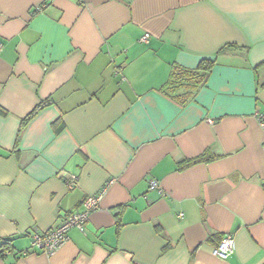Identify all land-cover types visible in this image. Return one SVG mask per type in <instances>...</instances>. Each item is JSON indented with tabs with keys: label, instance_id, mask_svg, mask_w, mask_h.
<instances>
[{
	"label": "crops",
	"instance_id": "crops-1",
	"mask_svg": "<svg viewBox=\"0 0 264 264\" xmlns=\"http://www.w3.org/2000/svg\"><path fill=\"white\" fill-rule=\"evenodd\" d=\"M202 59L186 102L162 91ZM0 109V264H264V0H0Z\"/></svg>",
	"mask_w": 264,
	"mask_h": 264
},
{
	"label": "built area",
	"instance_id": "built-area-1",
	"mask_svg": "<svg viewBox=\"0 0 264 264\" xmlns=\"http://www.w3.org/2000/svg\"><path fill=\"white\" fill-rule=\"evenodd\" d=\"M40 8V7H39ZM38 8V9H39ZM148 34L141 37V41H147ZM259 123L264 132V115H259ZM264 147V139H263ZM76 181L75 176H70L65 179L68 187H73ZM148 189L151 191H158L161 193V189L155 180H150ZM102 198V191L93 195L87 196L81 203V209L64 214L57 224L47 231L39 232L35 231L30 238L31 248L43 252L47 255H51L68 239V231L70 228H77L80 232L85 231V223L88 219V215L91 211L97 209ZM234 252V238L233 235L227 233L223 235L217 246L215 254L219 259H227Z\"/></svg>",
	"mask_w": 264,
	"mask_h": 264
},
{
	"label": "trees",
	"instance_id": "trees-1",
	"mask_svg": "<svg viewBox=\"0 0 264 264\" xmlns=\"http://www.w3.org/2000/svg\"><path fill=\"white\" fill-rule=\"evenodd\" d=\"M213 64L210 59H202L195 68H185L173 64L169 78L162 86V91L170 97L186 102L206 82ZM36 108L29 113L23 123L36 112ZM0 112H2L1 109ZM9 244V238L0 239V254L9 249Z\"/></svg>",
	"mask_w": 264,
	"mask_h": 264
}]
</instances>
